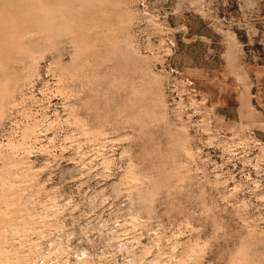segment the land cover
Returning <instances> with one entry per match:
<instances>
[{
  "label": "rangeland",
  "instance_id": "374dc122",
  "mask_svg": "<svg viewBox=\"0 0 264 264\" xmlns=\"http://www.w3.org/2000/svg\"><path fill=\"white\" fill-rule=\"evenodd\" d=\"M126 3L127 66L100 37L16 80L0 43V263L264 264V0Z\"/></svg>",
  "mask_w": 264,
  "mask_h": 264
},
{
  "label": "bare ground",
  "instance_id": "6f19581e",
  "mask_svg": "<svg viewBox=\"0 0 264 264\" xmlns=\"http://www.w3.org/2000/svg\"><path fill=\"white\" fill-rule=\"evenodd\" d=\"M4 1L16 3L17 0ZM23 1L25 0H21L22 3ZM29 2V6L25 7L23 12L19 13L20 15L10 17L9 20L8 17L0 14L4 22L9 21L7 22L8 29L0 31V43H6L7 47L11 48L14 53L13 58H10L11 62L8 60V63L13 64L12 68L14 70L23 67L26 71V75L22 78H16V80H32V71L34 70L39 52L43 53L46 50H51L56 56V61L60 62L62 51L66 45H71L75 52V58H87L91 53L96 54L100 51L98 50L100 47L94 44L100 37H103L104 48L109 51V58H116L118 65H128L129 62L127 60L133 56L134 51L130 50L132 53L129 52V49L126 47L127 45L124 46L125 42L122 45L120 42L125 40L124 32H126V27L130 24L134 14L127 8L126 0H29ZM74 4L76 5L75 11L73 9ZM83 26L87 28L86 32H83ZM101 29H103L101 33H97ZM126 37H129L128 34ZM33 46H36L37 49L33 50ZM2 59L4 58L2 57ZM1 64L3 63L1 62ZM0 68L4 72L8 68V65H3ZM5 80L7 82V78ZM0 92L1 119L4 115L5 106L10 101L9 94H5V91L1 89ZM77 92L80 93V91ZM36 127L37 124L28 127L24 133V138L33 134ZM8 160L5 159L3 161L5 172L9 169L7 167ZM7 207V212H2L0 219L9 216L7 213L11 206L7 205Z\"/></svg>",
  "mask_w": 264,
  "mask_h": 264
}]
</instances>
